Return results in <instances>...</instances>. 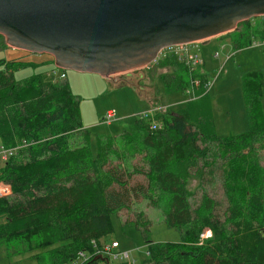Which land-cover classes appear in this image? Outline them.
Instances as JSON below:
<instances>
[{
  "label": "trees",
  "instance_id": "trees-1",
  "mask_svg": "<svg viewBox=\"0 0 264 264\" xmlns=\"http://www.w3.org/2000/svg\"><path fill=\"white\" fill-rule=\"evenodd\" d=\"M251 21L217 37L229 38L234 50L248 47L255 34L264 36L261 18L260 28ZM172 63L173 72L161 78H167L166 93L181 92L191 80L205 81L203 74L189 75L172 55L155 67ZM22 67L0 61V146L24 145L0 164V182L11 192L0 198V239L6 245L32 242L31 250H42L33 255L37 264H69L80 252L91 256L103 245H118L103 238L112 231L111 216L120 219L124 210L133 218L123 223H132L146 244L147 260L140 264H264L260 73L239 79L247 125L242 133L215 135L205 93L180 111L155 114L159 130H149L147 120L136 116L119 134L94 135L91 143L68 85L40 74L15 80L14 71ZM195 89L196 95L203 90ZM187 176L198 178L196 193L187 191ZM215 180L219 200L204 191ZM141 201L161 212L164 225L178 232L177 243L148 242L149 221L132 209ZM205 228L212 237L198 245ZM83 264L125 263L91 256Z\"/></svg>",
  "mask_w": 264,
  "mask_h": 264
},
{
  "label": "rangeland",
  "instance_id": "rangeland-1",
  "mask_svg": "<svg viewBox=\"0 0 264 264\" xmlns=\"http://www.w3.org/2000/svg\"><path fill=\"white\" fill-rule=\"evenodd\" d=\"M251 20L259 22L260 18L255 17ZM206 40L198 45L200 56L203 59L200 69L204 70L206 80L212 83L208 91L202 90L199 95L195 94L197 89L190 85L191 81L181 92H172V90L169 93L165 92L164 85L167 78L163 81L162 79L163 76L170 74L169 72H173L174 63L159 68L155 67L156 64L145 66L114 74L106 79L98 74L61 70L56 68L52 57L47 54H32L9 47L0 50V61L16 59L24 63V67L14 71L15 80L40 74L44 80L54 81L60 80L59 74L64 73L63 81L78 100L80 123L90 132L91 143H93L94 135L108 137L119 134L123 128L131 125L138 114L147 112L150 107H159L162 112L180 111L186 102L195 101L205 93H207L206 99L209 103L215 135L226 137L242 133L247 125L239 79L245 73L257 72L264 80V38L258 35L252 39L250 46L238 50H234L227 37ZM200 69H197L196 73L202 74ZM179 71H181L180 68L176 67V72ZM129 84L135 86L137 91ZM260 96L261 114L264 121V88L261 89ZM108 110L113 112V117L108 124H103L102 119L105 118V112ZM257 156L259 165L264 168V150H259ZM185 183L189 193L199 191V180L196 176H187ZM5 186L7 185L0 182V192L6 189ZM204 191L216 200L221 197L219 181L215 180L213 186L207 187ZM5 193H0L1 196L4 195L1 199L11 194L10 191ZM195 196L198 198V194ZM132 209L135 212H141L149 221L148 242L154 244L179 241L178 232L164 225L161 212L148 207L144 201L132 205ZM119 215L120 219L111 216L112 231L103 239L108 243L116 240L119 244L118 251L125 252L127 258L133 260L134 264H140L147 260L146 244L132 223H123L126 218L132 219L133 217L126 214L124 210H121ZM3 221L4 218L0 216V223ZM201 234L198 245L212 237L207 228L203 229ZM32 246V242L26 244L20 240H14L13 243L6 245L0 239V264H37L33 255L41 253L42 250L38 248L31 250ZM25 248L30 251H25ZM116 260L115 262H124V260Z\"/></svg>",
  "mask_w": 264,
  "mask_h": 264
},
{
  "label": "water",
  "instance_id": "water-1",
  "mask_svg": "<svg viewBox=\"0 0 264 264\" xmlns=\"http://www.w3.org/2000/svg\"><path fill=\"white\" fill-rule=\"evenodd\" d=\"M262 16L264 0H0V36L58 69L108 78Z\"/></svg>",
  "mask_w": 264,
  "mask_h": 264
},
{
  "label": "built area",
  "instance_id": "built-area-1",
  "mask_svg": "<svg viewBox=\"0 0 264 264\" xmlns=\"http://www.w3.org/2000/svg\"><path fill=\"white\" fill-rule=\"evenodd\" d=\"M259 18H261V20L264 21V16L259 17ZM199 43L200 42H194L190 44L171 46V47L161 49L160 51H158L153 61H151L147 66L155 65L160 59L166 56L172 55L174 58H176V60L179 63H181L187 69V72L189 73V75H192L196 73L197 69L201 68L203 64L202 57L200 56V53H199V46H198ZM214 55H216V53H214ZM52 74H54V72H52ZM64 77H65L64 73L59 74L60 80H63ZM211 83L212 82H208L205 79L204 83L201 84L196 79V80H191L190 85H192L193 87L202 86L203 90L208 91V88L211 85ZM160 112H162L161 108L154 107V108H150L147 112L138 114L137 117L143 120H147L149 130H159L161 129V125L155 122L152 117L155 114H158ZM112 117H113V112L111 110L106 111L105 118L102 119V123L108 124L111 121ZM23 146L24 145H21L20 147H15V148H10V149L0 146V164L5 162L8 159V157L13 154L14 149H19ZM5 188L6 189L1 190L0 193L6 192L5 194H7L9 191V188L7 186H5ZM2 196L0 194V198ZM201 236H203V234H201ZM91 246L94 247L93 242H91ZM117 249H118V245H116L115 242H111L107 245H103L99 248L94 249L91 256L105 257L112 261H117L116 259H120V260H124V263L134 264L133 260L127 258V254L125 252L120 253V251H118ZM113 251L115 253H112ZM145 255H147V251H145ZM91 256H85L84 254L80 252L77 254V257L73 261H71L69 264H83Z\"/></svg>",
  "mask_w": 264,
  "mask_h": 264
},
{
  "label": "crops",
  "instance_id": "crops-1",
  "mask_svg": "<svg viewBox=\"0 0 264 264\" xmlns=\"http://www.w3.org/2000/svg\"><path fill=\"white\" fill-rule=\"evenodd\" d=\"M261 21H263V20H261ZM264 22V21H263ZM251 23H252V25L254 24V26H256V27H258V28H260L261 27V24H259L260 22H255V21H251ZM256 35H258V34H255L254 36H253V38L255 39V37H257ZM260 35V34H259ZM262 35V34H261ZM264 35V34H263ZM213 38H215V39H218V38H221V37H213ZM213 38H209V41H211ZM263 38H264V36H263ZM206 41H208V39L206 40ZM230 41V40H229ZM6 48H8V47H6ZM13 60H15V61H17L16 59H13ZM203 60V59H202ZM6 62V61H5ZM203 65V64H202ZM200 69V68H199ZM201 70V73L205 76V73H204V70L203 69H200ZM65 78V77H64ZM206 78V77H205ZM23 79V78H22ZM106 79H109V78H106ZM17 80H20V79H17ZM121 84V83H120ZM129 86H133V85H131V84H129ZM134 90H136L137 91V89H135V86H133L132 87ZM154 107V106H153ZM151 108V107H150ZM149 108V109H150ZM148 109V110H149ZM118 249H119V244H118ZM117 249V250H118Z\"/></svg>",
  "mask_w": 264,
  "mask_h": 264
},
{
  "label": "flooded vegetation",
  "instance_id": "flooded-vegetation-1",
  "mask_svg": "<svg viewBox=\"0 0 264 264\" xmlns=\"http://www.w3.org/2000/svg\"><path fill=\"white\" fill-rule=\"evenodd\" d=\"M127 77H129V75Z\"/></svg>",
  "mask_w": 264,
  "mask_h": 264
}]
</instances>
